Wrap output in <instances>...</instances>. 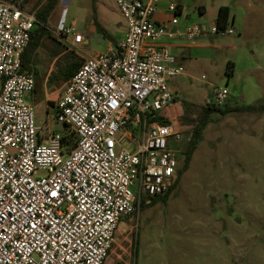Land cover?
I'll list each match as a JSON object with an SVG mask.
<instances>
[{
  "label": "built area",
  "instance_id": "1",
  "mask_svg": "<svg viewBox=\"0 0 264 264\" xmlns=\"http://www.w3.org/2000/svg\"><path fill=\"white\" fill-rule=\"evenodd\" d=\"M25 3L0 0V264H105L120 224L145 196L165 195L185 161L184 135L169 119L152 122L176 100L169 81L186 71L164 39L236 30L204 22L172 32L178 5L159 22V0H115L124 39L88 55L67 82L56 124L70 132L44 134L25 99L36 88L23 54L37 22ZM57 36L75 48L83 40L71 27ZM230 96L211 84L205 106Z\"/></svg>",
  "mask_w": 264,
  "mask_h": 264
},
{
  "label": "rangeland",
  "instance_id": "2",
  "mask_svg": "<svg viewBox=\"0 0 264 264\" xmlns=\"http://www.w3.org/2000/svg\"><path fill=\"white\" fill-rule=\"evenodd\" d=\"M30 1L25 4L36 12L46 0ZM229 2L159 0L164 7L181 3L180 16L210 25L216 23L219 7ZM241 4L243 29L208 38L207 43L219 46L213 49L214 60L199 66L194 79L181 75L169 82L174 90L183 87L185 98L175 100L162 114L184 135L185 151L211 91L207 83L218 78L219 87H228L230 105L264 102V0H241ZM202 6L205 12L200 11ZM58 10L59 19L63 12L66 25L75 23L76 31L84 33L96 13L95 0H65ZM52 35L33 57L37 92L25 95L44 134L56 130L67 57L77 61L73 52L64 54L57 34ZM91 45L98 49L94 41ZM229 62L234 64L232 74ZM69 132L66 129L65 134ZM144 198L138 213L120 224L105 264H264V113L214 114L168 200L153 203Z\"/></svg>",
  "mask_w": 264,
  "mask_h": 264
},
{
  "label": "crops",
  "instance_id": "3",
  "mask_svg": "<svg viewBox=\"0 0 264 264\" xmlns=\"http://www.w3.org/2000/svg\"><path fill=\"white\" fill-rule=\"evenodd\" d=\"M65 0H61L60 3ZM175 1V0H172ZM32 2V0L30 1ZM59 3V4H60ZM29 5V4H28ZM179 7L178 15H179V23L172 28V32L181 31L185 32L187 27L194 23H200L199 20H195L192 17L184 19L180 16L183 13V7L181 3H176ZM237 5V6H236ZM222 6H229L232 10V15L230 18V26H232L236 32L241 31L244 27V15L245 10L241 4V0H230L229 3L224 4ZM233 6V7H232ZM59 5L54 10L49 19V28L52 33L57 34V30L62 27L73 28L75 33H81L83 35L82 43L78 48L71 46L66 41L62 40L58 37V44L63 47L64 54H68L69 52H73L76 55L77 61L82 64L84 59L91 54L98 52H105L112 47L118 45L125 37L127 32V24L123 16L118 12L115 0H95V8L97 20L106 33L99 32L95 23H94V15L89 18V25L87 26V31L82 33L76 31L75 23L73 25H66L62 15L59 19ZM171 5L169 4L167 7L161 6L159 4V10L156 15V19L159 22H168L173 17V11L170 10ZM221 7V6H220ZM219 7V8H220ZM26 10L30 11L29 7L25 4ZM58 10V11H57ZM201 12H205L206 8L202 6L200 8ZM31 12V11H30ZM35 13V12H34ZM216 24V23H215ZM51 28H55L56 30H52ZM208 38H213V35H206L202 37H198L194 40H186L184 37H166L164 42H166L171 50V52L176 56L178 63L185 66L186 73L182 76H185L190 79H194L197 77L198 72L197 68L202 66L203 63L211 62L214 60L213 49L218 48L219 46H215L214 43H207ZM91 41H94L98 45V49H91ZM215 47V48H214ZM93 50V51H92ZM73 61V57H67L66 66ZM232 63V62H229ZM228 63V66H229ZM233 64V63H232ZM234 64L230 68L233 72ZM74 75V74H73ZM177 78V77H176ZM65 79V78H64ZM70 80V79H69ZM65 79L66 84L69 81ZM173 80V79H172ZM170 82V81H169ZM220 80L216 78L214 83H207L211 86V84L219 85ZM171 87V84H169ZM172 88V87H171ZM211 88V87H210ZM172 90L176 93V100L185 98V89L182 87L179 90ZM211 92V91H210ZM210 94V93H209ZM231 100L233 98L231 97Z\"/></svg>",
  "mask_w": 264,
  "mask_h": 264
},
{
  "label": "trees",
  "instance_id": "4",
  "mask_svg": "<svg viewBox=\"0 0 264 264\" xmlns=\"http://www.w3.org/2000/svg\"><path fill=\"white\" fill-rule=\"evenodd\" d=\"M61 0H46L45 3L35 12L36 15V25L35 29L32 33L30 43L28 47L26 48L24 54H23V69L33 72V57L37 51V49L40 47L42 41L46 37H52L51 30L49 28V19L54 10L57 8ZM232 15L231 7L229 6H221L218 10V16L216 24L219 29L223 30L226 29L228 26H230V18ZM94 23L98 29L99 32L106 33V31L103 29V27L100 25V23L97 20L96 13L94 14ZM81 66V64L78 61H71L68 66H66L65 70L63 71V76L67 80H69L73 74L78 70V68ZM233 66L232 63H229V71L228 73L232 74L231 67ZM37 89L35 88L33 93H36ZM232 112H245V113H264V102L258 101L251 104H235L230 105L229 103H225L223 105H209V106H203L202 110L200 112V117L197 123L194 125V128L191 132V134L187 138V147L185 151V161L183 168L179 171L177 178L175 179L174 183L170 187L169 191L165 195L156 196V197H150V199L153 203L157 202L158 200H163L166 202L169 198V196L172 194V192L176 189L178 186L181 177L185 171L189 168L191 159L197 150V147L199 143L204 138V131L208 124L212 121V116L216 113H219L221 115H227ZM152 122H159V123H165L168 122V118L163 115L162 113L157 115ZM66 143L69 146V149L74 148L77 145V138L74 134H69L66 136ZM147 200L146 198H143L142 203ZM136 254V248L135 253ZM117 264H123L121 262Z\"/></svg>",
  "mask_w": 264,
  "mask_h": 264
},
{
  "label": "water",
  "instance_id": "5",
  "mask_svg": "<svg viewBox=\"0 0 264 264\" xmlns=\"http://www.w3.org/2000/svg\"><path fill=\"white\" fill-rule=\"evenodd\" d=\"M56 129H57L59 132H64V131H65V126H64L63 124L57 123V124H56Z\"/></svg>",
  "mask_w": 264,
  "mask_h": 264
}]
</instances>
